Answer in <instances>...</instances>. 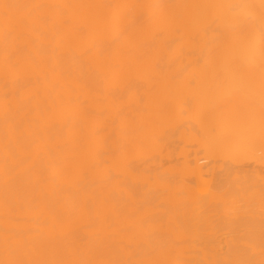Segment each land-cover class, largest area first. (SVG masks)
<instances>
[{
	"label": "bare ground",
	"instance_id": "1",
	"mask_svg": "<svg viewBox=\"0 0 264 264\" xmlns=\"http://www.w3.org/2000/svg\"><path fill=\"white\" fill-rule=\"evenodd\" d=\"M261 3L0 0V264H264Z\"/></svg>",
	"mask_w": 264,
	"mask_h": 264
},
{
	"label": "snow or ice",
	"instance_id": "2",
	"mask_svg": "<svg viewBox=\"0 0 264 264\" xmlns=\"http://www.w3.org/2000/svg\"><path fill=\"white\" fill-rule=\"evenodd\" d=\"M5 8L9 7L8 5H4ZM261 7L264 8V0H262ZM262 103H264V99H262ZM262 139H264V129H262Z\"/></svg>",
	"mask_w": 264,
	"mask_h": 264
}]
</instances>
